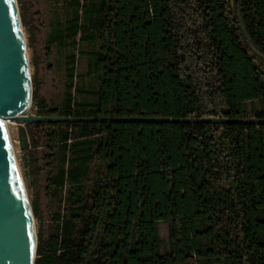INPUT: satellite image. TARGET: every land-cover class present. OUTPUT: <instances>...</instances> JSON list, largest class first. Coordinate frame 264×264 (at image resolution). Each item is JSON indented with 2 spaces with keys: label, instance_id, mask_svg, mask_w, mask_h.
Segmentation results:
<instances>
[{
  "label": "trees",
  "instance_id": "1",
  "mask_svg": "<svg viewBox=\"0 0 264 264\" xmlns=\"http://www.w3.org/2000/svg\"><path fill=\"white\" fill-rule=\"evenodd\" d=\"M93 11L51 37L70 50L79 33L98 44L97 88L81 91L93 102L73 101L75 53L65 55L62 114L237 118L258 100L264 118V0H95ZM31 98L35 114H54ZM34 124L79 127L71 144L67 132L51 135L75 157L50 183L79 182L90 160L104 165L85 201L78 192L57 213L60 236L37 245L34 264H264V123Z\"/></svg>",
  "mask_w": 264,
  "mask_h": 264
},
{
  "label": "rangeland",
  "instance_id": "2",
  "mask_svg": "<svg viewBox=\"0 0 264 264\" xmlns=\"http://www.w3.org/2000/svg\"><path fill=\"white\" fill-rule=\"evenodd\" d=\"M94 1L16 0L25 41L31 97L34 92L42 97L50 108L55 109L54 114H62L64 111V59L71 51L75 53L72 80L74 88L71 89L73 101L95 100L92 94L81 91L97 88V73L91 69L95 61L91 53L98 48L97 42L79 39V33L76 36V47L70 50L51 40L52 35L57 32L58 23L64 22L75 13L80 16L81 22L87 24L95 15ZM83 32L88 35L90 30L83 29ZM35 109L31 98L25 113L35 114ZM260 109L258 100L247 101L243 116L256 117ZM6 126L28 201L30 205L32 203L37 205V214L33 215L37 245L45 250L46 243L52 235L60 236L57 213H64L67 208L76 205L78 192H81V199L85 201L90 185L104 165L97 159L90 160L84 165L86 173L82 180L76 183L65 180V183L58 187L50 183L49 179L55 176L59 167H69L75 154L72 147L63 151L59 144L51 143L50 137L56 135L59 139L63 132H67V141L71 144L79 139V127L65 124L36 125L34 122L25 124L11 119L6 120ZM22 132L25 136L21 135ZM63 155L68 162H62ZM81 224L78 222L77 227L79 228ZM157 231L162 241L160 252L164 253L169 249L167 224L159 221ZM189 264L194 263L190 261Z\"/></svg>",
  "mask_w": 264,
  "mask_h": 264
},
{
  "label": "water",
  "instance_id": "3",
  "mask_svg": "<svg viewBox=\"0 0 264 264\" xmlns=\"http://www.w3.org/2000/svg\"><path fill=\"white\" fill-rule=\"evenodd\" d=\"M31 102L25 41L16 0H0V264H34L37 238L33 212L17 166L6 120L20 122H240L259 117H114L25 113Z\"/></svg>",
  "mask_w": 264,
  "mask_h": 264
}]
</instances>
